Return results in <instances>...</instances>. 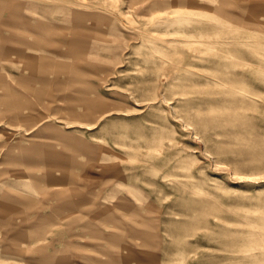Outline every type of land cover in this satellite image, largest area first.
<instances>
[{
    "label": "rangeland",
    "instance_id": "374dc122",
    "mask_svg": "<svg viewBox=\"0 0 264 264\" xmlns=\"http://www.w3.org/2000/svg\"><path fill=\"white\" fill-rule=\"evenodd\" d=\"M143 220L142 264H264V0H0V264H84Z\"/></svg>",
    "mask_w": 264,
    "mask_h": 264
},
{
    "label": "bare ground",
    "instance_id": "6f19581e",
    "mask_svg": "<svg viewBox=\"0 0 264 264\" xmlns=\"http://www.w3.org/2000/svg\"><path fill=\"white\" fill-rule=\"evenodd\" d=\"M60 11L61 10H57V11H54V10L52 11L51 10V12H53V13L54 12L57 13V12H60ZM62 14H64L65 16L66 15L67 16L70 15L68 12H65V11L62 12ZM43 17L44 18H48L46 16V14L42 13L41 15L37 16V19H40V18H43ZM40 20H41L40 22L42 23L41 27L43 29L44 28L50 29V27H48V26L53 25V24H51L48 21L43 22L42 21L43 19H40ZM219 21H221V20H219ZM223 22H224V20L222 21V23ZM173 23L174 22L171 21L168 24L172 25ZM41 27L38 24L35 25L36 29H42ZM163 40L172 42L175 39H170V40L163 39ZM23 41H25V39L20 40L18 42L22 43ZM26 43H27V41L24 42V44H26ZM25 47L28 48V46H25ZM31 48H33V47H31ZM17 51H18V53H21L22 56H24V58H27L29 56L28 53L25 52V48L24 47H23V49L22 48L17 49ZM29 64H30V66L31 65L32 66L36 65L35 61H31V62H29ZM37 68H39V67H37ZM32 115H33L32 113L25 114L24 112H18L16 115L13 116V118L17 117L19 119H22L24 125H26L25 122L28 121L29 119H31ZM26 134L27 135H26L25 139H27L29 141H33L34 140V138H33L34 135H30L29 133H26ZM36 146H38V145L33 144L32 146H30L28 148L26 147L27 148V149H25L26 154L31 156V157H33L35 154H37L36 151H38L39 149L37 150ZM56 184H58V183H56ZM135 224L138 227L134 228V231L136 230L138 232L137 233L138 235L135 236L134 238L131 237V241H128L125 238L117 239V238L113 237L114 233H112V238H107L105 241H108L107 243H115V245H111V248H118L119 250L118 251L115 250V251L112 252L107 247L106 248H102V249H98V250H96V253H95L94 256L89 255V256H84L83 257L84 264H139V263L142 264V262H144L145 260H149L150 261V260L158 259L159 255H160L158 246L162 242L159 239V236L157 235L158 233L156 232L158 224L157 223L153 224L151 221H147V220L140 221V225H138L137 223H135ZM131 243L134 246H137V247L140 248V254H136V253H133L131 251H128L129 250L128 246H130ZM260 248L264 252V233H263V238H261ZM87 261H91L92 263H87Z\"/></svg>",
    "mask_w": 264,
    "mask_h": 264
},
{
    "label": "crops",
    "instance_id": "0c3cea01",
    "mask_svg": "<svg viewBox=\"0 0 264 264\" xmlns=\"http://www.w3.org/2000/svg\"><path fill=\"white\" fill-rule=\"evenodd\" d=\"M27 7H28V9L30 10V13H29V15L31 16V14L33 13L32 12V9L33 8H35V7H37L38 8V10H39V12H42V13H44V14H46V16L48 17V16H50V15H54L56 12H51V10L53 11H57V10H61L60 12H57V13H62V12H64L65 10H64V8L63 7H60V6H46V5H42V4H36V2H30V3H28V5H27ZM28 15V16H29ZM64 15V14H63ZM29 16V17H30ZM65 16V15H64ZM49 18V17H48ZM28 29V31H30V33H38V31H36V30H33V29H29V28H27L26 27V30ZM25 30V31H26Z\"/></svg>",
    "mask_w": 264,
    "mask_h": 264
}]
</instances>
